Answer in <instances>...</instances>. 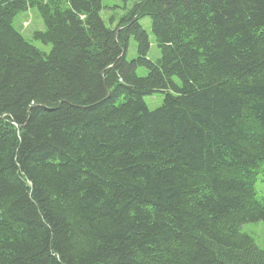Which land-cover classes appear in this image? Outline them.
Listing matches in <instances>:
<instances>
[{
	"label": "trees",
	"instance_id": "trees-1",
	"mask_svg": "<svg viewBox=\"0 0 264 264\" xmlns=\"http://www.w3.org/2000/svg\"><path fill=\"white\" fill-rule=\"evenodd\" d=\"M31 7L48 53L13 24ZM102 10L0 0V264H264L241 230L264 221V0Z\"/></svg>",
	"mask_w": 264,
	"mask_h": 264
},
{
	"label": "rangeland",
	"instance_id": "rangeland-1",
	"mask_svg": "<svg viewBox=\"0 0 264 264\" xmlns=\"http://www.w3.org/2000/svg\"><path fill=\"white\" fill-rule=\"evenodd\" d=\"M139 0H102L103 10L101 12L104 22L109 27H117L127 14H129L132 9L135 8L136 3ZM27 20V21H26ZM141 24L147 30L151 46L149 51V57L156 61L162 54L161 49L156 41L155 34L152 28V19L150 16H144L140 19ZM14 26L21 31V33L26 37V39L32 44L38 46L41 50L45 52H50L52 49L51 44L44 43L43 41L36 39L34 37V32L37 30H44L45 24L43 18L41 17L38 9L36 7H31L27 10L20 11L13 20ZM138 56V44L134 36H131L127 48V58L129 60L136 58ZM138 73L140 75H146L148 73L147 68L140 66L138 68ZM175 80L179 82V78L175 77ZM165 94L164 92H156L145 97L147 106L150 109H156L162 105ZM256 189L258 192V197L264 199V172H261L257 182ZM243 232L252 235L257 244L264 248V221L249 222L243 224L241 227Z\"/></svg>",
	"mask_w": 264,
	"mask_h": 264
},
{
	"label": "bare ground",
	"instance_id": "bare-ground-1",
	"mask_svg": "<svg viewBox=\"0 0 264 264\" xmlns=\"http://www.w3.org/2000/svg\"><path fill=\"white\" fill-rule=\"evenodd\" d=\"M27 21V20H26ZM181 80V79H180ZM12 109V108H11ZM12 111V110H11ZM9 120V119H8ZM260 222V221H259Z\"/></svg>",
	"mask_w": 264,
	"mask_h": 264
}]
</instances>
